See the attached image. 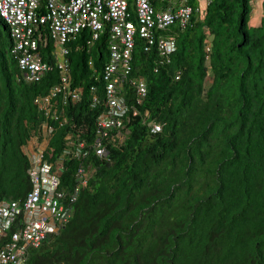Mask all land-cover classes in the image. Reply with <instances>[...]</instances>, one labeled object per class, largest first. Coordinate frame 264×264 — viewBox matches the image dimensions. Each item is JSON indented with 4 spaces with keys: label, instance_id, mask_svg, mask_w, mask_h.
Segmentation results:
<instances>
[{
    "label": "trees",
    "instance_id": "1",
    "mask_svg": "<svg viewBox=\"0 0 264 264\" xmlns=\"http://www.w3.org/2000/svg\"><path fill=\"white\" fill-rule=\"evenodd\" d=\"M187 1L186 27L155 30L151 40L136 34L117 86L129 110L110 130L124 138L104 140L106 156L96 142L110 109V27L98 38L75 33L62 49L48 31L39 53L51 69L31 82L0 15V204L32 190L26 147L49 127L45 157L73 210L24 264H264V15L251 24L258 0ZM169 37L177 49L164 55L159 41ZM48 97L51 114L36 101ZM82 143L80 156L64 158ZM15 232L0 238V253Z\"/></svg>",
    "mask_w": 264,
    "mask_h": 264
},
{
    "label": "built area",
    "instance_id": "2",
    "mask_svg": "<svg viewBox=\"0 0 264 264\" xmlns=\"http://www.w3.org/2000/svg\"><path fill=\"white\" fill-rule=\"evenodd\" d=\"M166 3H170L169 6ZM193 14L194 9L187 0H135L134 11L130 9V0H0V15L12 30L20 66L31 82L39 81L51 69L39 53L41 45L48 44V31L62 49L75 33L92 29L98 38L107 26L110 27L114 40L112 60L106 70L110 109L99 118L100 136L96 142L101 156L108 154L104 140L119 142L124 138L110 130L122 125L121 118L129 110L124 97L117 94V86L130 73L136 34L151 40L155 30L166 29L175 23L186 27ZM159 47L164 55L171 54L177 49L176 40L174 37L161 38ZM65 53L67 51L63 50L62 54ZM64 81L67 83V77ZM136 88L139 95L147 92L144 82H139ZM53 98L36 101L46 113L51 114ZM72 98L77 102L81 95L76 91ZM133 113L138 115L139 111L134 110ZM155 130H161V126L156 125ZM53 131V128L46 127L44 140L35 138L26 147L32 181V190L27 197L21 202L0 204V238L6 237L12 227H17L12 242L0 253V264H24L30 248L41 247L50 234L59 232L72 218V207L58 197L60 169L45 157L48 136ZM85 146L82 143L76 151L67 150L64 158L72 154L80 156ZM89 172L83 167L79 170L83 185L88 183Z\"/></svg>",
    "mask_w": 264,
    "mask_h": 264
},
{
    "label": "rangeland",
    "instance_id": "3",
    "mask_svg": "<svg viewBox=\"0 0 264 264\" xmlns=\"http://www.w3.org/2000/svg\"><path fill=\"white\" fill-rule=\"evenodd\" d=\"M202 1H208V0H202ZM205 2V3H206ZM264 15V11L262 9V2L260 0L257 1V4L254 5V12L251 20V24L253 26H259L261 23L262 16ZM212 82V79L210 78L208 80V85Z\"/></svg>",
    "mask_w": 264,
    "mask_h": 264
}]
</instances>
